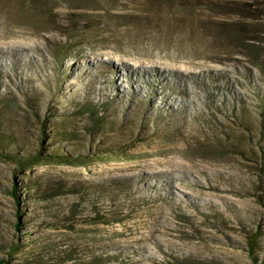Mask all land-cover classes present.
Listing matches in <instances>:
<instances>
[{
    "label": "rangeland",
    "instance_id": "1",
    "mask_svg": "<svg viewBox=\"0 0 264 264\" xmlns=\"http://www.w3.org/2000/svg\"><path fill=\"white\" fill-rule=\"evenodd\" d=\"M150 1L0 0V264H264V19ZM122 37L183 46L166 100Z\"/></svg>",
    "mask_w": 264,
    "mask_h": 264
},
{
    "label": "bare ground",
    "instance_id": "2",
    "mask_svg": "<svg viewBox=\"0 0 264 264\" xmlns=\"http://www.w3.org/2000/svg\"><path fill=\"white\" fill-rule=\"evenodd\" d=\"M108 43V42H107ZM109 45V44H108ZM104 46L101 45L100 48H103ZM107 47V46H106ZM114 51L112 53H109V56H112L108 63L113 64L112 60H119L125 63H132V69L126 71V75H124L121 71L119 72V68L113 66V72H118L117 76L119 79L126 80L129 84V88L132 86V84H135V82H138L139 88L134 91V93L138 96L140 92V88L149 87V96L155 97L162 96L163 100H166L167 96H165V87L173 82V78H170L168 72H177L178 76H175L177 78L181 79V76H184L186 73V69H184V66H178L176 64L177 61H182L186 57V51L183 49V46L181 44H166L165 42H162L159 39L151 38L149 40H143L141 38L137 37H122L118 44H114L111 47ZM183 49V50H182ZM121 51V52H119ZM121 53H125L121 54ZM126 57V58H125ZM142 58H145L144 61H141ZM160 61H166L165 63H161L162 66H164L163 72H158L157 75H152L145 70L143 72V75L141 76L139 73H137L136 68L140 67H147V68H156L155 64L157 65ZM131 61V62H130ZM188 63L193 62L189 60ZM145 64L151 65V66H144ZM135 65V66H134ZM86 69H90L88 66ZM88 73V72H87ZM154 77V78H153ZM176 78V79H177ZM117 80V77L115 78ZM125 81V82H126ZM137 84V83H136ZM135 87V86H134ZM121 98H119L120 100ZM178 171V169H176Z\"/></svg>",
    "mask_w": 264,
    "mask_h": 264
},
{
    "label": "trees",
    "instance_id": "3",
    "mask_svg": "<svg viewBox=\"0 0 264 264\" xmlns=\"http://www.w3.org/2000/svg\"><path fill=\"white\" fill-rule=\"evenodd\" d=\"M149 7L151 9L143 14L151 22L166 24L172 21L195 29L204 28L201 24L205 12L236 13L242 17L264 19V0H151ZM246 27L250 26L239 24L240 30H246Z\"/></svg>",
    "mask_w": 264,
    "mask_h": 264
}]
</instances>
